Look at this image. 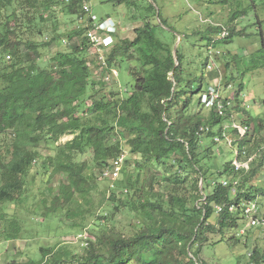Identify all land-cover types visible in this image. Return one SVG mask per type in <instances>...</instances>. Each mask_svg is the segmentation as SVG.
Instances as JSON below:
<instances>
[{
    "label": "trees",
    "instance_id": "16d2710c",
    "mask_svg": "<svg viewBox=\"0 0 264 264\" xmlns=\"http://www.w3.org/2000/svg\"><path fill=\"white\" fill-rule=\"evenodd\" d=\"M37 1L0 0V136L12 138L8 155L0 158V205H22L26 178L38 164L50 178L61 175L58 187L50 189L51 206L43 216L64 211L71 220L95 221L80 233L88 240L82 254L74 253L67 245H58L40 249L44 261L27 264H205L199 257L202 248L209 245L211 235H222L217 243H240L234 233L242 220L240 204L261 196L260 205L264 206V190L249 185L255 169L235 171L232 161L214 170L209 162L211 157L215 158L212 146H227L224 140L216 143V136L228 135L227 131L237 135L233 129L224 131V125L230 122L231 115L235 118L236 111L244 112L239 104L243 84L239 83L233 92L234 107L227 116L206 110L200 98L193 102L194 96L207 91L204 77L194 90L198 78L186 77L179 47L176 66L174 46L159 39L149 22L134 30L132 40L121 39L119 27L114 47L106 50V67L96 78L94 73L100 66L97 56L92 53L93 58H87V53L93 52L87 34L94 28V21L84 9L92 0H41L47 13L38 17L41 26L50 20L58 21L53 6H59L66 18L76 17L83 22L64 38L55 24L49 36L39 28L43 42L20 37L19 29L27 23V15L23 17L13 7L22 2L23 7L26 4L36 8ZM250 1L236 17L255 13L254 25L258 27L261 46L248 67L252 72L264 67V18L257 9L264 7V0ZM135 2L118 0L130 6ZM209 25L214 34L208 35V42L215 48L241 36L235 30L230 33L221 23ZM223 28L229 35L219 39ZM62 38L69 48L55 51L49 64L43 66L44 52ZM219 55L215 57L217 68ZM125 65L133 80L130 89L107 87L106 84L117 85L120 77L119 74L117 79L105 81V76L111 74L110 68L119 73ZM211 73L219 74L217 70ZM203 109L208 115L202 114ZM251 120L252 133L258 135L262 121ZM246 123L249 125L248 121L243 124ZM203 125L209 126V130L198 134ZM64 137L72 139L62 143ZM203 137L211 144L205 145L207 140L203 141ZM252 137L237 139L235 145L247 152L261 147L262 142L253 143ZM44 148L49 150L45 156ZM126 149L138 156V161L131 168L124 166L113 186L102 191L103 199L111 202L109 207L89 214L98 181H109L102 175L104 170L126 154ZM88 153L93 166L82 159ZM94 171H101V179L94 177ZM222 178L230 181L231 186L224 187ZM234 181H238L235 197ZM232 204L237 206L236 212H229L226 207L218 213L217 225L211 223L216 206ZM123 211L133 218V232L129 235L108 230L110 215ZM227 232L229 236H225ZM18 234L11 223L7 239H15ZM249 257L250 264H264V254L257 247Z\"/></svg>",
    "mask_w": 264,
    "mask_h": 264
},
{
    "label": "rangeland",
    "instance_id": "374dc122",
    "mask_svg": "<svg viewBox=\"0 0 264 264\" xmlns=\"http://www.w3.org/2000/svg\"><path fill=\"white\" fill-rule=\"evenodd\" d=\"M108 1V2H107ZM133 1V0H132ZM135 5H127L126 3H118V0H92L91 5L93 12L99 18L112 17L115 24L120 29L121 39H134V30L143 26L146 22L152 27H155L159 39L179 47V52L183 54V67L186 77L192 79L198 78L194 83V90L200 84L203 78L204 87L208 89L214 84L220 85L221 92L224 97H228L236 91L239 83L243 84L242 96L239 97V104L244 112L235 113V120L243 124L248 121L252 126L254 122L251 119L262 121V128L258 135L255 132L250 134L253 143L262 142V146L255 148L253 151H248L250 155L254 156V161L250 165L251 169L256 170L255 177L250 180V184L254 187H260L264 190V67H260L255 71H249L250 63H252L253 55L259 50L261 46V37L258 35V27L255 23V13L251 12L249 16L242 14L246 7L251 4L250 0H134ZM42 1L36 3V8L23 7L22 2H16L13 7L18 13L27 15V23L20 27V37L22 39L34 40L36 42H43L44 36H40L38 29L42 28L45 36H49L53 29V24L58 28L60 35L66 36L73 31L74 28L82 26V20L78 18H66L61 13L59 6H53L52 9L57 17L46 25L38 23V17L41 14L47 15L41 6ZM261 17L264 18V7L257 8ZM21 17V19H23ZM244 17V18H242ZM24 21V20H23ZM161 21L164 22L161 23ZM25 22V21H24ZM54 22V23H53ZM223 24L225 27L236 32H240L241 36H234L228 41V44H218L214 47L216 52L220 54L217 62V71L219 74H207L205 65L209 60L214 58L209 54L208 35H213L209 28V23ZM51 30L50 34L49 31ZM63 38L55 42L54 46L46 50L43 54V66L49 64L51 55L57 50H67L69 47L64 46ZM231 41V42H230ZM114 47V46H113ZM101 52V50H100ZM94 52H88L87 58L92 59ZM102 53V52H101ZM210 56V57H209ZM213 56V57H211ZM234 56L236 59L234 60ZM8 60V58H6ZM95 63V61H94ZM228 63L229 67L226 65ZM99 70L94 73L98 78ZM120 77L118 84H106L107 87H118L123 89H130L133 80L128 73V67L125 65L119 71ZM213 75V76H212ZM117 77V76H115ZM2 85H0L1 87ZM193 98V102L200 98ZM238 106V105H237ZM195 107L192 106V108ZM234 107V106H233ZM232 107V108H233ZM191 108V110H192ZM193 111V110H192ZM209 113V112H208ZM202 114L206 115L207 111L202 110ZM208 115V114H207ZM253 123V124H252ZM247 124V123H246ZM230 125V124H225ZM229 137L234 141V148L226 145H214L212 149L215 152V158H210V165H213L214 170L221 169L225 163L232 162L235 159L234 150L238 149L236 141L237 135L233 131H227ZM203 137V141L207 140ZM72 137H64L62 143L67 142ZM211 140H207L205 145H210ZM12 145V138L10 135L0 136V158L8 155L7 149ZM206 148V146H204ZM220 150V154L218 153ZM48 149H42L43 156L48 154ZM126 167H132L139 157L131 155L126 149ZM82 159H86L90 166H93L92 155L88 153ZM127 161V163H126ZM245 161V159H243ZM218 166L219 168H215ZM123 171V170H122ZM95 178L101 179V171H94ZM61 175L54 178L49 177V173L45 172L40 165H35L29 176L26 178V186L23 192L22 205L12 204L0 205V264L17 263L27 264L29 262L44 261L45 257L40 249H53L58 245H67L76 254L84 252V246L79 240L80 233L89 229V225L94 224L93 218H76L69 219L65 212H60L56 215L43 216L47 207L51 206L50 189H55L59 185ZM241 176L240 183H242ZM251 178V176H250ZM122 179V177H121ZM224 178H222L223 180ZM244 179H246L244 177ZM221 181V179H220ZM245 181V180H244ZM112 186L110 181H98L96 190L91 197V210L89 214H96L104 211L109 207L111 202L103 199L102 191L109 189ZM233 193V191H232ZM237 193V192H235ZM233 193V194H235ZM235 197V195H234ZM259 202L262 200L261 196H256ZM261 204V202H260ZM74 206V205H73ZM70 206V207H73ZM260 205V214L264 215V206ZM86 208V206L84 207ZM218 213L211 219L212 224L217 225ZM112 222L109 224L108 230L129 235L133 232L131 222L132 215L128 211H123L114 216L110 215ZM241 217V216H240ZM242 219V217H241ZM15 224L19 234L15 239H7L10 225ZM242 227L241 221L239 228ZM93 226H91V229ZM227 232L225 236H229ZM235 236L240 239L237 241H223L221 234H213L210 236L209 245L202 248L200 260L205 264H250L251 259L249 253L256 247L260 249L261 255L264 254V230L250 229L247 236L242 238L238 236V229L234 230ZM72 264V263H65ZM138 264V263H130ZM199 264H202L201 262ZM255 264V263H254Z\"/></svg>",
    "mask_w": 264,
    "mask_h": 264
},
{
    "label": "built area",
    "instance_id": "2783aa9c",
    "mask_svg": "<svg viewBox=\"0 0 264 264\" xmlns=\"http://www.w3.org/2000/svg\"><path fill=\"white\" fill-rule=\"evenodd\" d=\"M84 9L86 11V14L92 18L94 21V28L88 32L87 36L89 39L90 44L93 47V52L97 56L98 62H99V71H103L106 67V59L105 54L106 50L108 48L112 49L115 45L116 36L119 32V28L115 24V20L112 18H98L93 13L92 6L90 3H86L84 6ZM229 35V32L226 28H223V30L220 32L218 38L224 39ZM209 54L212 55L213 50L216 52L214 47L210 45L209 47ZM101 50V52H100ZM213 53L214 58L209 60V63L207 64V73H211L214 70H217L215 57L217 54ZM217 53V52H216ZM211 56V57H213ZM210 57V56H209ZM111 74L105 76V81L109 82L112 78L117 79L119 77V73L117 69L110 68L109 71ZM117 76V77H115ZM215 86H211L207 89L206 92H204L200 96L201 103L204 105V108L206 110H215L217 116L224 117L227 116L229 113V109H232L234 106V95L233 93L229 95L228 97H224L221 92L220 85H217V83L214 84ZM230 125H224V131L226 129H233L238 139H243L248 136L253 131V126H250L248 124H240L238 123L234 115L230 116V122L228 123ZM209 130V126L203 125L199 128L198 134L207 132ZM216 143H221L223 140L226 142L227 146L230 148H234L233 140L226 134H223V137L216 136L214 138ZM262 151L264 152V147L262 148ZM235 153V159L233 160V166L235 171H242V170H249L250 165L254 161L255 155H250L245 148H238L234 150ZM126 154L121 155L118 159L114 160L112 164L107 167L103 172V177L108 179L110 182H112V186L115 181H117L120 178L121 172L125 165L126 160ZM245 159V161H243ZM221 184L224 187L231 186L230 181L223 179L221 180ZM237 185L238 181L232 182V191L233 193L237 192ZM236 194V193H235ZM234 194V195H235ZM228 208L229 212H236L237 206L236 205H218L216 206L217 213H221L224 208ZM241 212V223L242 227L238 228V236L244 238L247 235L248 230L250 229H258L264 230V217L260 214V203L258 197H255L253 199H250L248 201H243L240 204L239 208ZM79 238L82 242V246L88 245V240L85 234H80Z\"/></svg>",
    "mask_w": 264,
    "mask_h": 264
},
{
    "label": "water",
    "instance_id": "95a60500",
    "mask_svg": "<svg viewBox=\"0 0 264 264\" xmlns=\"http://www.w3.org/2000/svg\"><path fill=\"white\" fill-rule=\"evenodd\" d=\"M174 56H175V59H176V66H177V64H178V58H177V45L174 47ZM200 188H201V190H202V188H203V181H201V183H200Z\"/></svg>",
    "mask_w": 264,
    "mask_h": 264
},
{
    "label": "clouds",
    "instance_id": "9594fccd",
    "mask_svg": "<svg viewBox=\"0 0 264 264\" xmlns=\"http://www.w3.org/2000/svg\"><path fill=\"white\" fill-rule=\"evenodd\" d=\"M108 18H112V17H108ZM113 19V18H112ZM114 20V19H113ZM116 21V20H115ZM252 134V133H251Z\"/></svg>",
    "mask_w": 264,
    "mask_h": 264
}]
</instances>
